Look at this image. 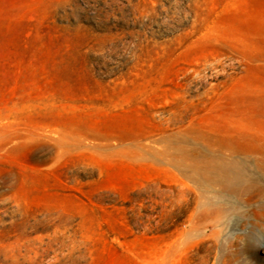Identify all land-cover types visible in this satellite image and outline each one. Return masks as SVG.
Returning a JSON list of instances; mask_svg holds the SVG:
<instances>
[{
    "label": "rangeland",
    "instance_id": "1",
    "mask_svg": "<svg viewBox=\"0 0 264 264\" xmlns=\"http://www.w3.org/2000/svg\"><path fill=\"white\" fill-rule=\"evenodd\" d=\"M245 157L264 0H0V264H264V217L181 169Z\"/></svg>",
    "mask_w": 264,
    "mask_h": 264
},
{
    "label": "bare ground",
    "instance_id": "2",
    "mask_svg": "<svg viewBox=\"0 0 264 264\" xmlns=\"http://www.w3.org/2000/svg\"><path fill=\"white\" fill-rule=\"evenodd\" d=\"M181 169L190 178L199 176L229 194L244 196L246 204L264 217V157L193 158L183 162ZM181 180L184 184L183 174Z\"/></svg>",
    "mask_w": 264,
    "mask_h": 264
}]
</instances>
